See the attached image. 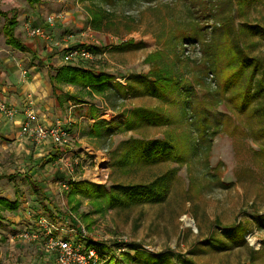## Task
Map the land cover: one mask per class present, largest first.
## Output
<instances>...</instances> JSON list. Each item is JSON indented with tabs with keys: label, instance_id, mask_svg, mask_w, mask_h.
Masks as SVG:
<instances>
[{
	"label": "rangeland",
	"instance_id": "obj_1",
	"mask_svg": "<svg viewBox=\"0 0 264 264\" xmlns=\"http://www.w3.org/2000/svg\"><path fill=\"white\" fill-rule=\"evenodd\" d=\"M239 1L234 0L233 5L224 9L222 17L224 20L232 17L234 26L242 28L240 42L250 56L264 57V0H245L242 4ZM95 6L103 10L108 20L98 30L91 26L89 19V10ZM0 9L11 11L17 18V34L39 59L31 55V59L24 61L27 63L21 61L19 66L10 68L11 73L16 68L17 75L28 79L37 71L42 73L44 85L48 83V74H54L60 63H66L64 56L70 48L85 47L92 52V60L75 64L93 70L95 75L103 72L112 76L114 80L109 84L118 81L127 86L128 91L127 97L122 98L96 91L92 84L80 89L61 83L58 93L65 107L59 116L43 119L35 109L33 93L24 95L25 104L36 114L34 123L42 121L49 125L58 120L64 124L80 163L59 161L63 149L49 138L40 142L25 134H19L17 141L1 138L4 147L0 152V197L17 200L20 205L15 211H4V218L0 219V264H54L53 259L42 261L46 254L41 249L40 239L29 241L20 235L27 230L39 234L42 230L37 223L40 216L49 221L57 218L51 205H46L48 210L41 205L42 195L32 192L31 182L24 173L31 166L30 173L38 177L45 198L59 209L61 217L58 219H68L73 227L83 226L88 235L99 240L110 237L113 238L110 241L115 242V237H126L132 247L130 256L135 257L132 264H153V258L164 255L175 260L177 254L195 264H244L252 257L256 264H264V220L260 219L264 213V134H258L264 124L260 113L254 110L257 97H253L249 110L244 113L229 99L221 102L217 108L225 112L228 119L214 137L209 151L192 153L183 162L166 160L122 165L118 159L131 138L161 139L167 131H172L188 142L187 123L155 125L142 120L135 124L133 117L131 128L109 139H99L92 134L97 120H120L136 107L171 109L168 103L145 92L142 75L154 66L166 70L173 62L174 54L166 40L168 31L186 19L181 1L0 0ZM49 17L52 20L45 27L46 39L27 35V26L44 24ZM4 22L0 15V71L3 64L15 59L3 43ZM209 24L219 26L218 21H209ZM249 25H256L257 30L251 31ZM205 34V38H209L210 28ZM199 45L189 47L192 56L189 65L202 58ZM158 50L161 55L154 59L152 56ZM33 64L35 70L31 68ZM208 78L203 89L197 88L199 95L207 88H214ZM12 80H15L13 86L20 84L14 74ZM7 104L15 108L13 103ZM252 110L255 113L250 116L248 113ZM49 150L54 153H45ZM55 155L54 160L50 159ZM43 159L48 161L41 166L35 164ZM69 163L73 168L71 172L66 167ZM167 170H172L173 174L163 202L108 207L100 193L91 197L77 194L68 204L63 193L70 181H85L109 190L116 184L146 183ZM54 171L64 172L67 178L50 180ZM241 235L245 240L238 243ZM90 239L88 246L94 245L103 252L100 264H114L107 252L109 244Z\"/></svg>",
	"mask_w": 264,
	"mask_h": 264
},
{
	"label": "trees",
	"instance_id": "obj_2",
	"mask_svg": "<svg viewBox=\"0 0 264 264\" xmlns=\"http://www.w3.org/2000/svg\"><path fill=\"white\" fill-rule=\"evenodd\" d=\"M107 1L112 2L113 0ZM179 1L184 5L186 19L168 31L166 40V45L173 51L174 60L166 70H160L154 66L142 75L145 81V92L168 103L171 109L136 107L131 110L130 115L120 120H97L94 123L92 134L99 139H109L111 135L131 128L134 124L132 119L135 117V124H139L142 120L155 125L187 123L189 131L186 136L189 140L186 142V140L179 139L172 131H167L165 137L161 139L131 138L126 142L122 150L123 155L118 159L122 165L132 162L155 164L166 160L183 162L192 153L208 152L214 137L220 133L228 119L227 114L217 108L227 99L232 101L240 113H244L249 110L253 97H257L258 102L254 110L260 113L264 124V57L250 56L240 42L242 28L234 26L232 17L229 16L226 20L222 17L224 9L233 5L234 0ZM239 2L242 4L245 0ZM0 14L5 15L6 19L2 29L6 43L12 48L25 50V46L14 34L16 20L7 17L6 13L1 10ZM105 17L103 10L97 6L90 8L89 19L94 29L98 30L102 28V24L106 25L108 20ZM209 21H218L219 26L210 25ZM208 28H210V36L205 38ZM248 28L251 31L257 30L256 25H249ZM191 45H199L202 58L199 61L196 60L197 62L194 60L195 62L189 65L192 56L188 50ZM160 55L161 51L158 50V53L153 54L152 57L155 59ZM82 61L77 60L59 65L55 73L49 75L52 88L56 90L59 84L65 83L84 89L86 85L92 84L96 91L110 92L115 97H127V86L118 81L109 84V81L114 80L112 76L103 72L95 75L93 70L81 64H75ZM210 75L214 88L210 90L206 87L205 92L199 95L197 88L203 89L205 78ZM58 100L62 101L61 97ZM254 110L248 114L253 115ZM258 134H264V125ZM55 157L56 155L50 159L54 160ZM46 161L48 160H39L35 164L41 166ZM32 168L33 166L25 172L30 179L32 192L42 195L44 200H40V203L45 210L49 209L46 205H51L53 211L56 212L54 215L57 218L61 217L59 209L45 198L46 194L40 181L31 175ZM172 174V170H167L146 183L116 184L109 190L105 187L101 189L100 185H91L85 181H70L63 193L68 204L77 194L91 197L99 196L100 193L101 197L106 199L108 207L125 208L141 202H163L167 198ZM65 178L67 174L55 171L52 180L60 181ZM19 205L17 200L10 201L0 197V219L4 218V211H15ZM72 208L68 211L71 212ZM260 219L264 220V213L260 215ZM244 240V236L241 235L238 243H243ZM131 250L129 243L127 252L122 253L124 257L122 264L135 262V257L130 256ZM153 259H155L153 264H195L189 258L178 254L175 260H171L169 255ZM244 264L256 263L252 257Z\"/></svg>",
	"mask_w": 264,
	"mask_h": 264
},
{
	"label": "built area",
	"instance_id": "obj_3",
	"mask_svg": "<svg viewBox=\"0 0 264 264\" xmlns=\"http://www.w3.org/2000/svg\"><path fill=\"white\" fill-rule=\"evenodd\" d=\"M50 20H52L51 17L47 19V22H50ZM26 33L31 37H41L44 39L48 37V33L43 26H27ZM92 58V52L85 47H72L64 56L65 62L77 60L90 61ZM210 78L211 75L208 79L210 80ZM33 111L30 107L25 109L24 122L20 128L21 134L32 136L38 142L47 138L51 139L54 145L63 149L59 161L68 160L72 161L75 165H79L80 158L74 152L71 134L64 124L58 120L49 125L42 121L34 123L36 114ZM0 113L10 118L14 116L16 110L14 107L0 100ZM70 165L69 163L66 167L71 172L73 168ZM37 223L42 228L39 234L33 230H27L20 235L29 241L40 239V246L44 254L53 255L56 264H100L104 259L103 252L94 245L88 246L90 238L109 244L110 249L107 252L111 254L110 258L118 264H122V253L127 252L128 249L126 237H115V242H111L110 240L113 238L110 237L99 240L92 235H88L83 226H79V228L73 227L66 218L62 220L56 218L49 221L44 216H40Z\"/></svg>",
	"mask_w": 264,
	"mask_h": 264
},
{
	"label": "crops",
	"instance_id": "obj_4",
	"mask_svg": "<svg viewBox=\"0 0 264 264\" xmlns=\"http://www.w3.org/2000/svg\"><path fill=\"white\" fill-rule=\"evenodd\" d=\"M29 1L32 2V0H29ZM1 12H5L7 17H12L16 20L17 23L14 27V34L18 37L20 42L26 48L25 50H19L16 48H12L9 44L6 43V38H5V36L3 34V30H2L3 26L5 24V22H4L2 25V28H1V35H2V39H3V43H5L6 46H8V48L12 51L15 59L13 60L14 62L8 60L10 62H8L7 64H3L2 70L0 71V76H1L0 77V98H2L4 100V102H6V103L7 102L13 103V105L15 106L16 114H14V118L7 119L6 117L3 116V114L0 113V152H3L2 149L4 147V144L1 143L2 142L1 138L5 137L7 139L9 138L11 140L17 141L18 135L21 134L20 133V125L22 124V118L24 117L23 111L27 108V104H25V98H26L25 94L26 93H28V92L33 93V100H35V109L37 110L39 117L41 116V119L47 118V117H52L53 115L59 116V113L65 107V104L63 101L58 100V98H60V94L58 93V89L54 90L52 88V85L49 81V75L50 74H48V83H45L43 85L44 79L42 77V73L39 74V72H37V71L32 72L31 76L28 79L21 77V75L20 76L17 75L18 70H16V68L11 73L10 68H14L16 66H19L21 61L24 62L27 59H31V55H32V57L35 58V56L37 54H35L32 47H30V45L28 43L24 42V40L21 38V36L17 34L18 20L13 15V13L11 11H3V10H1ZM1 16H3L5 19V15H1ZM5 21H6V19H5ZM46 24H49V23L45 22L44 24H41L39 26H43L45 28ZM24 52H27V54L29 56H27V54ZM36 59H38L37 56H36ZM32 62L35 63L36 61L33 60ZM24 63H27V62H24ZM61 64L62 63H60V65ZM51 65H53V64H51ZM31 68H34V70H35V65L33 64ZM23 71L26 72L27 70H23ZM45 73H46V71H45ZM12 74H14L15 77L18 78L19 83H20L18 86H13V83H15V80H12ZM68 88L72 89L71 87H68ZM14 90H16V91L14 92ZM28 107H30V106H28ZM45 153H47V154L48 153H54V151L49 150L48 152H45ZM29 168H31V167H29ZM54 173H55V171L50 175V177H49L50 180H52ZM37 179H38V177H37ZM8 200H10V199H8ZM10 201H14V200H10ZM45 256L46 257L42 261L46 260V258L47 259H53L54 264H56L55 263V257L53 255L46 254ZM123 260H124V257H123ZM39 261L40 260H38L37 263Z\"/></svg>",
	"mask_w": 264,
	"mask_h": 264
}]
</instances>
